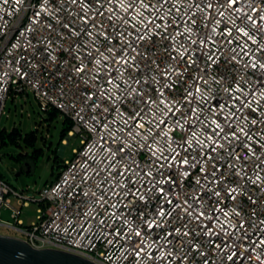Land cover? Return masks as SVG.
<instances>
[{
  "label": "built area",
  "instance_id": "2783aa9c",
  "mask_svg": "<svg viewBox=\"0 0 264 264\" xmlns=\"http://www.w3.org/2000/svg\"><path fill=\"white\" fill-rule=\"evenodd\" d=\"M245 13L264 0H0V120L33 93L80 140L30 226L0 177V227L96 264H264V20Z\"/></svg>",
  "mask_w": 264,
  "mask_h": 264
},
{
  "label": "rangeland",
  "instance_id": "374dc122",
  "mask_svg": "<svg viewBox=\"0 0 264 264\" xmlns=\"http://www.w3.org/2000/svg\"><path fill=\"white\" fill-rule=\"evenodd\" d=\"M64 121L65 116L60 113L51 118L49 112L43 111L33 93L24 97L20 95L18 98H9L6 103L5 113L0 120V131L16 128L22 133V137L16 143L0 146V177L17 192L22 193V196L30 199V206L25 207L21 215L26 226L38 221V209L43 207L42 190L57 180L66 160L73 157L74 149L80 146L79 138L69 135L61 142ZM31 131L38 136L36 147L42 149L43 154L33 165L32 172L28 173L24 161L15 157L23 151L33 155L34 148L26 146L24 141V135ZM43 136L46 137V142L42 139ZM12 205L18 206L17 198H12ZM2 219L14 222L9 208H3ZM0 234L24 236L23 233L8 227H0Z\"/></svg>",
  "mask_w": 264,
  "mask_h": 264
},
{
  "label": "water",
  "instance_id": "95a60500",
  "mask_svg": "<svg viewBox=\"0 0 264 264\" xmlns=\"http://www.w3.org/2000/svg\"><path fill=\"white\" fill-rule=\"evenodd\" d=\"M30 167L28 172H30ZM0 264H96L57 249H37L19 236L0 234Z\"/></svg>",
  "mask_w": 264,
  "mask_h": 264
},
{
  "label": "trees",
  "instance_id": "16d2710c",
  "mask_svg": "<svg viewBox=\"0 0 264 264\" xmlns=\"http://www.w3.org/2000/svg\"><path fill=\"white\" fill-rule=\"evenodd\" d=\"M47 112L50 113L51 118L57 116L60 113L59 110L55 108H52ZM72 126H73V122L69 118L65 117L62 134H61V142H63L66 139V137L69 135L72 129ZM20 137H22V133H20L16 128L13 130H8L6 128L2 129L0 131V146L9 144V143H12V144L16 143ZM37 139H38V136L35 134L34 131L26 133L24 135L25 144L26 146L33 147L34 153L31 156L29 152L23 151L22 153H20L18 156L15 157L16 159L24 161L27 171H28V168L30 167L31 170L28 173L32 172L33 165L36 164V161L43 154L42 149H38L36 147ZM42 139L46 142L45 136H43Z\"/></svg>",
  "mask_w": 264,
  "mask_h": 264
},
{
  "label": "snow or ice",
  "instance_id": "6c2138e0",
  "mask_svg": "<svg viewBox=\"0 0 264 264\" xmlns=\"http://www.w3.org/2000/svg\"><path fill=\"white\" fill-rule=\"evenodd\" d=\"M140 2L143 3V0H140ZM165 2H167V0H165ZM228 3H229L230 5H233V6H234V5L237 3V0H228ZM129 7H133V5L130 4ZM235 10H236V11H239V9H235ZM253 11H257V9L254 8ZM221 15H222V14H221ZM245 15L247 16V21H245V23H247L248 21H251L252 24L260 25V21H261V20H264V17H260L259 19H254L251 15H248L247 13H245ZM226 31H230V30L226 29ZM239 31L243 32V29L241 28V29H239ZM244 35H247V33H244ZM97 63H99V61H97ZM137 116H139V113H137ZM160 123H164V121H161ZM137 126L143 128V125H142V124H139V123H138ZM217 127H219V125H217ZM221 130H222V129H221ZM241 131H242V130H241ZM153 135H155V134H153ZM216 135L219 136V133L217 132ZM232 135L235 136V133H232ZM213 150H215V149H213ZM119 151L123 152L124 149L121 148V149H119ZM113 154H115V153H113ZM129 159H130V158H129ZM132 163H134V162H131V161H130V166H131ZM183 163H184V164H187V160H186V159L183 160ZM137 167H138V166H137ZM132 170H134V169H132ZM121 175H123V173H121ZM145 175H151V173H150V172H147V173H145ZM153 186H154V185H153ZM149 190H150V189H149ZM159 191H161V192L163 193V189H160ZM217 195H219V194L217 193ZM101 199H102V198H101ZM169 203H171V201H169ZM179 206H180V205H176V207H179ZM185 211H187V209H185ZM160 214L163 215V212H161ZM201 215H203V214L201 213ZM136 235L139 236V235H140V232L137 231V232H136ZM141 251H143V249H141ZM136 254L139 255V252H137ZM229 259H231V257H229Z\"/></svg>",
  "mask_w": 264,
  "mask_h": 264
}]
</instances>
